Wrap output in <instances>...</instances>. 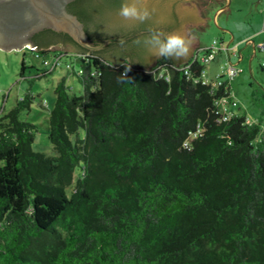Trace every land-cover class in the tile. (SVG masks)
<instances>
[{
	"label": "trees",
	"instance_id": "obj_1",
	"mask_svg": "<svg viewBox=\"0 0 264 264\" xmlns=\"http://www.w3.org/2000/svg\"><path fill=\"white\" fill-rule=\"evenodd\" d=\"M121 2L69 10L100 44L86 23ZM45 32L79 47L66 54L80 62L83 93L57 84L47 132L56 156L34 150L38 126L20 117L30 94L0 119V264H264V133L245 113L218 121L223 88L194 80L206 65L189 77L177 66L192 58L148 67L144 51L115 41L106 49L130 44L143 62L114 61ZM37 45L46 56L49 45Z\"/></svg>",
	"mask_w": 264,
	"mask_h": 264
},
{
	"label": "rangeland",
	"instance_id": "obj_2",
	"mask_svg": "<svg viewBox=\"0 0 264 264\" xmlns=\"http://www.w3.org/2000/svg\"><path fill=\"white\" fill-rule=\"evenodd\" d=\"M225 1L227 3V0H222V3ZM208 2L209 0H196L200 18L185 22L186 36L195 37L192 44L193 53L198 52L200 56L203 55L204 51L198 48L210 46L214 41H218L219 46L229 43L232 38L227 37L222 28L228 29L229 26L234 28L238 35L231 44L230 52L233 55L236 52L243 55L238 65L244 70L233 81L234 93L239 106L260 125L264 133V50L255 53L253 44L249 45L246 38L251 34H253L251 39L257 42L264 38V0H228V9L222 12H218L222 6L212 9L208 6ZM258 27L261 29L258 34L260 37L254 35ZM47 49L49 52L44 56L39 53L41 52L39 48L33 50L28 47L12 51L0 48V119L9 113L20 99L30 94L34 98L33 102L29 108L21 111L20 117L38 126L33 148L56 156L57 152L47 132L51 110L57 99L55 91L57 84L61 79L66 78L67 84L78 95L83 93V84L76 73L80 68V62L71 54L73 50H66L62 45L49 46ZM60 51H71V53L63 56L61 62L55 64L56 52ZM46 59L50 61L49 64H45ZM233 59L235 63L239 60L236 57ZM23 61L26 68L22 73ZM225 61L226 58L221 53L218 54L209 65L210 72L217 73ZM43 71L49 73L38 77ZM79 175L80 168H77L73 184L67 188L69 196L75 190Z\"/></svg>",
	"mask_w": 264,
	"mask_h": 264
},
{
	"label": "water",
	"instance_id": "obj_3",
	"mask_svg": "<svg viewBox=\"0 0 264 264\" xmlns=\"http://www.w3.org/2000/svg\"><path fill=\"white\" fill-rule=\"evenodd\" d=\"M74 0H0V48L6 51L23 50L24 48L36 49L37 45L31 40V36L44 28H51L55 31L69 34L78 44L90 50H100L108 45L112 39L96 44L85 29L84 23L79 17L68 10V4ZM196 0H141L140 6L147 7L152 11L150 23L151 29L165 33L179 32L185 34V22L200 18ZM229 2L222 6L218 12L226 11ZM30 17V19H26ZM119 15L113 24L105 25L107 31L115 32L123 29L127 33L139 32L133 40L143 39L149 33L140 32V24L132 21H125ZM115 23V24H114ZM223 31L230 32L227 28ZM133 41V42H134ZM137 51H144V62L150 67L157 59L151 55L149 49L142 45L133 43ZM231 40L228 47L231 49ZM125 44L123 48H128ZM66 50H74L72 47H65ZM122 48V49H123ZM121 49V51H122ZM128 50V49H125ZM115 51L108 53L114 61L126 57L138 60V56H131ZM190 55L182 61L191 58ZM131 56V57H130ZM181 61V62H182ZM189 63V62H188ZM187 63V64H188ZM184 66V65H182Z\"/></svg>",
	"mask_w": 264,
	"mask_h": 264
},
{
	"label": "built area",
	"instance_id": "obj_4",
	"mask_svg": "<svg viewBox=\"0 0 264 264\" xmlns=\"http://www.w3.org/2000/svg\"><path fill=\"white\" fill-rule=\"evenodd\" d=\"M198 49L203 50L204 54L200 56L198 52H194L193 56L191 57L192 59L188 64H186L185 66H177V67L179 69H185V73L190 77L191 68L196 61H200L201 63L206 65V68L200 71L201 73L200 76L199 77L196 76L194 80L196 82H201L202 84L210 86L213 90H218L221 87L223 88V94L219 95V97L215 99V113L217 114V118L219 122L228 121L232 117L237 116L239 114V102L236 99V96L233 92L232 83L244 70L241 66L231 61L230 48L226 45L219 46L218 41H214V43L210 46L199 47ZM259 49L264 50V42L260 43ZM34 50H37V48ZM223 52L227 53L228 57L225 63L221 64L220 70L217 73L212 74L209 70V65L212 63V61H214L217 58L218 54ZM39 53L41 52L39 51ZM65 55L67 54L56 53L55 64L60 63L62 57ZM49 63L50 61L46 59L45 64H49ZM153 71H157V70L154 69ZM158 71L160 76H165L169 72V69L167 67H162ZM246 123L252 125L255 123V121H253L250 117H247ZM203 130L204 129L201 126H199L197 130L191 131L189 137L185 141V146L187 148H190L192 141L195 138H197L199 135H201Z\"/></svg>",
	"mask_w": 264,
	"mask_h": 264
},
{
	"label": "clouds",
	"instance_id": "obj_5",
	"mask_svg": "<svg viewBox=\"0 0 264 264\" xmlns=\"http://www.w3.org/2000/svg\"><path fill=\"white\" fill-rule=\"evenodd\" d=\"M140 2L141 0H122L118 15L125 21L146 24L151 20L152 11L140 6ZM26 19L30 17L26 16ZM148 33L143 39H137L134 43L149 49L156 59L182 61L190 55L195 40V37H188L179 32L165 33L149 28ZM125 75L127 76L126 72Z\"/></svg>",
	"mask_w": 264,
	"mask_h": 264
},
{
	"label": "flooded vegetation",
	"instance_id": "obj_6",
	"mask_svg": "<svg viewBox=\"0 0 264 264\" xmlns=\"http://www.w3.org/2000/svg\"><path fill=\"white\" fill-rule=\"evenodd\" d=\"M69 4H68V10H69ZM225 4H226V1L224 3H222V0H209V2H208V6L211 7L212 9L214 7L218 8L220 6H224ZM118 10H119V8L114 10V11H111V12L110 11L109 12L105 11L104 13L97 12L93 15L92 20H89L86 24H90L89 25V31L94 37H97L98 40H101L102 37H103V39H105L104 41H106L107 39H112V41L103 48V50H106L105 53H106V56L108 58H110L108 53L111 51H115L116 52L115 55H117V53H119V52H124V54H129L131 56H135V54L129 49V47H128V50H125V48H123L124 44L121 45V49L123 48L122 51L118 47H113V48L108 49V50L106 49V48H108V46L110 44H112L115 41H118V42H122V41L125 42L126 41V43H129L130 41L133 42L134 41L133 39L139 35V32L131 31L130 33H127L123 29L115 31V32L107 31L105 29V25L113 24L114 20L115 21L118 20V19L116 20L117 15H118ZM118 18H120V17H118ZM147 24H148L147 26H142V24H140V27L138 28L140 30V32L144 33V32H147L149 28H152L151 26H149L150 23H147ZM100 25L103 26L102 30L100 29ZM50 29L51 28H44L43 30L36 32L35 34H33L31 36V40L36 45L39 42V43L47 44L49 46H54V45L60 46V45H62L65 47H72L74 50L79 49V47L75 43H73L72 41L66 40V38L64 36H58V35L54 36L48 32L47 33L45 32L46 30H50ZM51 30H53V29H51ZM57 32H59V31H57ZM62 33H65V32H62ZM109 33H111V34H109ZM132 36H135V37L132 38ZM37 48H38V45H37ZM67 52H71V51H65V53H67ZM124 56H125L124 58L117 59V61H121L122 59L127 58L126 55H124ZM128 59H130V58L128 57ZM136 62L142 63L143 61L139 60V58H138V60H136Z\"/></svg>",
	"mask_w": 264,
	"mask_h": 264
},
{
	"label": "crops",
	"instance_id": "obj_7",
	"mask_svg": "<svg viewBox=\"0 0 264 264\" xmlns=\"http://www.w3.org/2000/svg\"><path fill=\"white\" fill-rule=\"evenodd\" d=\"M226 26L228 27V25H226ZM228 29L230 30V32L225 31V33H226L227 37L232 38L231 40H233V42H234V40L237 38V35H238V34H236V31H235L234 28H232L231 26H229ZM260 31H261V29L258 27V29H257V31H255L254 35H255V34L258 35ZM251 36H253V34L248 35V37H246V38H248V39H247V43H248L249 45H250V43H252L253 46H254L255 53H258V50H260V49H259V44L262 43V42H264V38L260 39V40L257 42V41H255V39H251ZM258 36L260 37V35H258ZM243 38H244V37H243ZM222 41L224 42L225 40L222 38ZM228 44H229V43H226L225 45L228 46ZM231 44H232V43H231ZM56 53H58V52H56ZM223 53H224V54H223ZM223 53H221V55H223V57H225V58L227 59L228 54L225 53V52H223ZM230 53H231V54H230V59H231V61H232L233 63H235L233 57H236V58L239 59V60L235 63V64L238 65V63L243 59V55H241L240 53L236 52V53L234 54V55H235V56H234V55L232 54V52H230ZM64 54H66V53H64ZM232 89H233V92H234L233 83H232ZM234 94H235V93H234ZM239 112H240V113H245V114L247 115V113L244 112L240 106H239ZM247 116H248V115H247ZM248 117H249V116H248ZM252 120H253V119H252ZM255 123H256V122H255Z\"/></svg>",
	"mask_w": 264,
	"mask_h": 264
}]
</instances>
